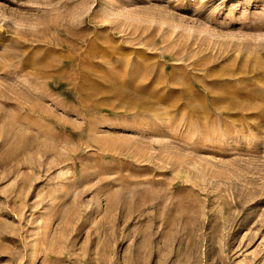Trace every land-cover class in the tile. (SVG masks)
Instances as JSON below:
<instances>
[{
  "label": "rangeland",
  "instance_id": "obj_1",
  "mask_svg": "<svg viewBox=\"0 0 264 264\" xmlns=\"http://www.w3.org/2000/svg\"><path fill=\"white\" fill-rule=\"evenodd\" d=\"M0 264H264V0H0Z\"/></svg>",
  "mask_w": 264,
  "mask_h": 264
}]
</instances>
